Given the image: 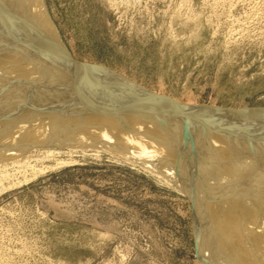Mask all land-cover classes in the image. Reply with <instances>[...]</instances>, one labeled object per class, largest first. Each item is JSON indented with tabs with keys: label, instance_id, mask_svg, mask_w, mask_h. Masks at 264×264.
<instances>
[{
	"label": "rangeland",
	"instance_id": "1",
	"mask_svg": "<svg viewBox=\"0 0 264 264\" xmlns=\"http://www.w3.org/2000/svg\"><path fill=\"white\" fill-rule=\"evenodd\" d=\"M44 2L77 60L182 103L264 109V0ZM39 124L0 113V264H204L188 193Z\"/></svg>",
	"mask_w": 264,
	"mask_h": 264
},
{
	"label": "bare ground",
	"instance_id": "2",
	"mask_svg": "<svg viewBox=\"0 0 264 264\" xmlns=\"http://www.w3.org/2000/svg\"><path fill=\"white\" fill-rule=\"evenodd\" d=\"M0 101L58 142L120 154L188 193L204 264H264V109L182 103L77 60L44 0H0Z\"/></svg>",
	"mask_w": 264,
	"mask_h": 264
}]
</instances>
